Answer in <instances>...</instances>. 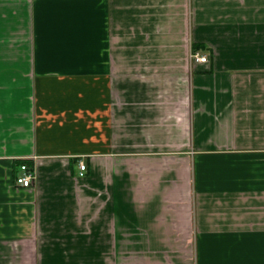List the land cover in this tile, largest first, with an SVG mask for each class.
Wrapping results in <instances>:
<instances>
[{
	"label": "crops",
	"instance_id": "crops-1",
	"mask_svg": "<svg viewBox=\"0 0 264 264\" xmlns=\"http://www.w3.org/2000/svg\"><path fill=\"white\" fill-rule=\"evenodd\" d=\"M0 264H264V0H0Z\"/></svg>",
	"mask_w": 264,
	"mask_h": 264
},
{
	"label": "built area",
	"instance_id": "built-area-1",
	"mask_svg": "<svg viewBox=\"0 0 264 264\" xmlns=\"http://www.w3.org/2000/svg\"><path fill=\"white\" fill-rule=\"evenodd\" d=\"M190 58L194 60L195 62L199 63H206L208 58L204 55H200L199 53L192 52L190 54ZM20 174L16 177L15 183L16 185L23 187V188H29L32 186L36 176L34 170L28 166L26 163H22L20 165ZM79 168L81 171V176L83 175V172L86 170V166L84 163H79Z\"/></svg>",
	"mask_w": 264,
	"mask_h": 264
},
{
	"label": "trees",
	"instance_id": "trees-1",
	"mask_svg": "<svg viewBox=\"0 0 264 264\" xmlns=\"http://www.w3.org/2000/svg\"><path fill=\"white\" fill-rule=\"evenodd\" d=\"M195 52V51H194Z\"/></svg>",
	"mask_w": 264,
	"mask_h": 264
}]
</instances>
